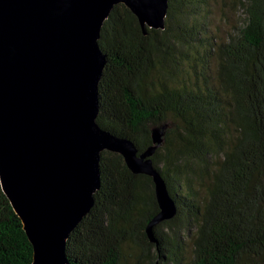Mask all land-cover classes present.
Listing matches in <instances>:
<instances>
[{
  "label": "trees",
  "instance_id": "1",
  "mask_svg": "<svg viewBox=\"0 0 264 264\" xmlns=\"http://www.w3.org/2000/svg\"><path fill=\"white\" fill-rule=\"evenodd\" d=\"M215 31L208 0H169L163 28L114 5L99 43L98 123L151 155L177 204L160 212L152 175L103 150L95 203L70 232L68 264H264V0ZM134 252V253H133ZM34 245L0 179V264H33ZM132 264V263H131Z\"/></svg>",
  "mask_w": 264,
  "mask_h": 264
},
{
  "label": "water",
  "instance_id": "2",
  "mask_svg": "<svg viewBox=\"0 0 264 264\" xmlns=\"http://www.w3.org/2000/svg\"><path fill=\"white\" fill-rule=\"evenodd\" d=\"M123 2L143 27L163 28L169 0H0V179L34 245L33 264H68L70 232L95 203L103 150L152 175L161 210L177 204L151 155L102 127L99 82L107 62L100 31Z\"/></svg>",
  "mask_w": 264,
  "mask_h": 264
},
{
  "label": "rangeland",
  "instance_id": "3",
  "mask_svg": "<svg viewBox=\"0 0 264 264\" xmlns=\"http://www.w3.org/2000/svg\"><path fill=\"white\" fill-rule=\"evenodd\" d=\"M244 18L245 10L243 5H241V0H208L207 19L215 31L220 30L222 33H225L231 30L235 25H239ZM158 131L159 129L155 130L157 138L160 136L158 135ZM125 249L128 254L125 262L133 264L135 260L133 257L134 254L130 255L129 253L133 251V248L125 247Z\"/></svg>",
  "mask_w": 264,
  "mask_h": 264
}]
</instances>
